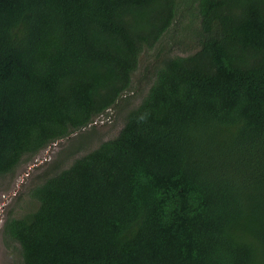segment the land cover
Segmentation results:
<instances>
[{
    "label": "trees",
    "instance_id": "16d2710c",
    "mask_svg": "<svg viewBox=\"0 0 264 264\" xmlns=\"http://www.w3.org/2000/svg\"><path fill=\"white\" fill-rule=\"evenodd\" d=\"M146 49L118 134L5 221L21 264H264V0H0V182L93 131Z\"/></svg>",
    "mask_w": 264,
    "mask_h": 264
},
{
    "label": "rangeland",
    "instance_id": "374dc122",
    "mask_svg": "<svg viewBox=\"0 0 264 264\" xmlns=\"http://www.w3.org/2000/svg\"><path fill=\"white\" fill-rule=\"evenodd\" d=\"M185 17V16H184ZM179 17L188 22V18ZM183 33V31H181ZM178 50L184 54L182 45ZM150 49L141 56V67L134 76V87L120 102V106L101 118L93 127L74 133L52 143L33 158L23 161L13 173L4 176L0 182V264H21L22 256L18 243L9 245L3 237L5 221L10 217H22L26 212L35 209L38 201L30 197L31 188L41 184L48 176L56 174L69 166L75 158L84 155L99 146L103 141L114 137L124 124L125 114L137 106L148 92L150 83L144 81L139 85L141 71L151 59Z\"/></svg>",
    "mask_w": 264,
    "mask_h": 264
}]
</instances>
